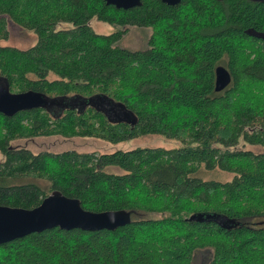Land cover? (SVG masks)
I'll use <instances>...</instances> for the list:
<instances>
[{
    "label": "trees",
    "instance_id": "1",
    "mask_svg": "<svg viewBox=\"0 0 264 264\" xmlns=\"http://www.w3.org/2000/svg\"><path fill=\"white\" fill-rule=\"evenodd\" d=\"M5 18L36 40L23 51L0 46V85L48 105L0 114V206L30 210L58 192L88 212L124 211L129 223L32 233L0 245V264H191L199 250L210 252L206 264H264V2L141 0L117 10L103 0H0V40ZM92 19L119 29L95 34ZM128 26L152 29L145 49L116 45ZM216 66L230 76L218 93ZM152 134L184 144L108 154L10 147ZM200 167L232 178L203 181Z\"/></svg>",
    "mask_w": 264,
    "mask_h": 264
},
{
    "label": "water",
    "instance_id": "2",
    "mask_svg": "<svg viewBox=\"0 0 264 264\" xmlns=\"http://www.w3.org/2000/svg\"><path fill=\"white\" fill-rule=\"evenodd\" d=\"M250 1L264 2V0ZM160 2L166 6H175L180 0H160ZM103 3L117 10H129L139 7L141 0H103ZM262 40L264 41V35ZM213 72V90L218 93L229 85L230 76L222 66H216ZM47 101L39 93L32 91L9 93L0 85V114L4 117H11L22 111L45 108L48 105ZM190 219L192 217L188 220ZM128 223L129 217L124 211L88 212L80 207L78 200L52 192L42 199L37 207L30 210L0 206V245L53 228L82 232L114 231Z\"/></svg>",
    "mask_w": 264,
    "mask_h": 264
},
{
    "label": "rangeland",
    "instance_id": "3",
    "mask_svg": "<svg viewBox=\"0 0 264 264\" xmlns=\"http://www.w3.org/2000/svg\"><path fill=\"white\" fill-rule=\"evenodd\" d=\"M3 22L7 37L5 40H0L1 47H10L23 51L30 48L35 43V36L31 32L22 30L8 19L3 20ZM88 25L95 34L99 35H108L119 29L118 27L110 26L96 21L95 19L90 20ZM67 27L68 25L61 24L57 25L55 29H64ZM124 29L126 31L116 45L119 48H124L130 51L145 49L147 47V42L153 33L151 28L128 26ZM183 144V141L152 134L116 142L97 138H62L60 136L46 138L37 137L12 141L10 142V147L14 149L27 150L34 155L44 152L57 154L64 151H75L77 153L87 154H108L115 151H129L136 148L172 150L182 147ZM235 147L241 150L251 151L253 153L260 151V148L257 146H251L242 142H239ZM1 160L2 157L0 155V161ZM106 170L111 173H120L119 170L113 168ZM195 177L203 181L225 183L231 180L232 175L218 169L206 170L203 167H200L195 174ZM20 183H33L40 187H45L46 185L44 182L34 180H22ZM257 221L258 220H256V222ZM209 258L210 252L208 250H199L193 254L191 264H206Z\"/></svg>",
    "mask_w": 264,
    "mask_h": 264
},
{
    "label": "flooded vegetation",
    "instance_id": "4",
    "mask_svg": "<svg viewBox=\"0 0 264 264\" xmlns=\"http://www.w3.org/2000/svg\"><path fill=\"white\" fill-rule=\"evenodd\" d=\"M175 6H176V5H175ZM170 7H173V6H170ZM5 19H7V18H5ZM5 19H4V20H5Z\"/></svg>",
    "mask_w": 264,
    "mask_h": 264
}]
</instances>
